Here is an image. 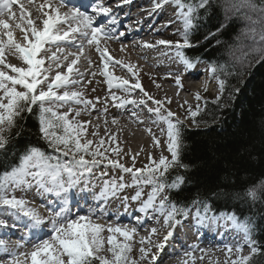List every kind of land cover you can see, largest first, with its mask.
<instances>
[{
  "label": "snow or ice",
  "instance_id": "obj_1",
  "mask_svg": "<svg viewBox=\"0 0 264 264\" xmlns=\"http://www.w3.org/2000/svg\"><path fill=\"white\" fill-rule=\"evenodd\" d=\"M26 2L29 7L35 9V15L25 9L21 0H0V150L4 151L7 160V145L13 130L18 126V121L23 119V113L31 114L33 108H36L40 139L52 151L46 152L41 148L29 146L19 154H13L9 165L0 171V229L8 228L11 220V228L23 227L30 234L28 238H22L23 242L17 241L15 249L9 247L6 236L0 235V264H140L142 261L157 264L158 260L159 264H163L160 254L175 237L178 228L190 226L185 224L190 215L197 227L220 221H223L225 226L231 224L241 237V242L225 245L228 253L225 264H252L253 257L260 255L262 250L253 239V226L250 221L242 220L235 213L217 216L212 213L211 205L199 196L192 200L190 206L178 204L170 199L172 192L182 189L185 177L177 174L170 179L168 174L173 169L187 170L189 167L181 159L185 131L183 121L165 107V103H171V98L156 100L143 89L139 79L130 84L129 80L109 73L108 60L111 57H107V48L101 47V41L118 39L124 35L123 32L115 36L112 34V26L116 24V20L112 16L111 7L105 5L104 0ZM168 4L176 10L174 14L176 22L180 25L178 32L182 41L158 40L156 43L166 45L172 50L169 58L181 66V71L173 78L176 86L182 89V75L195 70L196 66L202 63L199 57L189 56L185 49L194 47L189 37L192 30L198 27L200 12L207 11L210 0H155L154 8L159 9ZM16 5L19 6V22L15 21ZM221 7L226 20L237 19L242 22L237 40L241 41L243 38L249 42L247 45L241 44L247 51L238 58L239 62L250 64V56L258 62L264 60V0H222ZM101 17L106 19L101 20ZM224 26L222 24L221 28ZM16 30L22 33L20 39L15 35ZM78 38H82L87 45L96 46V51L100 53L103 61L100 74L105 76L110 94L114 86L129 94L133 89H140L144 96L156 105L155 108L149 107L148 112L149 122L157 127L159 136L152 132L151 127L145 128V131L152 137L154 147L160 148L163 142L164 148L158 158L149 154L148 163L142 168L135 167L136 157L140 153L131 157L130 167L120 163L123 149L118 144L111 147L116 141L115 136H110L107 142L103 137L99 138L98 142L88 139L87 125L91 122L77 120L76 117L81 115L80 111H76L75 116L70 118L74 104L83 105L84 109L91 106V110H95V104L84 99L82 92L69 90L76 84H83L84 73L78 69L74 71V65L78 63L80 56H75L70 63L64 65L55 53L51 56H47V53L53 45L57 51L62 52L60 42H71L80 55H83L85 43H75ZM143 46L153 47L150 44ZM164 54L168 55L167 52ZM10 57L20 63H12ZM46 60L48 67H45ZM64 60H67L66 56ZM115 63L122 64L121 61ZM53 64L56 69L66 67V72L56 71L55 75L51 76ZM128 71L134 77L137 75L132 71V66L128 67ZM205 71L218 85V94L211 102L221 104L227 81L221 78L220 74L225 73V67L209 62ZM91 75L95 76L97 73L93 72ZM156 87L161 86L157 84ZM204 90L207 91V88ZM236 91L239 92V89ZM195 98L198 101L202 99L199 93ZM99 99L97 97V102ZM111 99L115 107L125 104H143L147 107L145 100H124L114 94H111ZM116 101L119 103H115ZM65 107L67 111H59ZM103 111H107L106 106ZM201 111L199 104L195 110L189 105L185 119L197 125L196 117ZM133 116H136L138 123H144L135 112ZM112 123L116 124L118 121L113 119ZM98 128V125L95 126L96 130L91 133L93 137L98 136ZM105 131L107 132V128ZM106 143L109 147H104ZM164 151L169 155H164ZM100 164L129 175L130 182H125L124 175L118 179L105 180L99 193H96L95 185L90 189L89 182L84 177L90 175L92 169ZM128 187L136 189L130 198L139 205L136 211L161 226L144 229L149 235L140 237L138 259L131 256L133 247L130 242L139 234L138 226H144L145 221L141 216L136 217L137 226L130 227L119 222L105 226L94 222L97 217L96 210L90 208L87 213L82 214L77 203V211H72L74 196L91 191L99 207L101 202L119 198V193ZM145 187L150 189L146 198L143 191ZM31 191L42 197L56 198L48 208V220L36 208L30 206L25 195H16L17 192L27 194ZM227 195L251 206L264 203V179ZM128 200V197H124L121 201L125 210ZM100 213L104 215L106 210L100 209ZM45 225H50L49 232L42 235ZM161 229L166 230L162 240L154 241L152 237L159 236ZM24 243H30L31 251H18ZM245 249L246 255L243 254ZM183 255L191 257L192 247L185 250Z\"/></svg>",
  "mask_w": 264,
  "mask_h": 264
},
{
  "label": "trees",
  "instance_id": "obj_2",
  "mask_svg": "<svg viewBox=\"0 0 264 264\" xmlns=\"http://www.w3.org/2000/svg\"><path fill=\"white\" fill-rule=\"evenodd\" d=\"M221 3L222 0H210L207 11L201 10L198 27L189 37L194 47L185 51L206 65H223L226 71L220 75L227 81L226 91L221 104L211 102L216 96L200 94L202 99L193 108L198 104L202 108L196 117L197 125L180 119L185 129L181 159L189 167L173 169L168 174L170 179L177 174L185 177L182 189L172 192L170 199L190 206L199 196L216 215L235 213L250 221L253 239L262 250L253 257L252 264H264V203L251 206L227 195L264 179V60L258 62L250 56V64L239 62L238 58L247 51L241 44L249 42L237 40L242 22L226 20ZM222 24L225 26L221 28ZM37 113L38 109L33 108L31 114H22L7 145V160L0 150V171L9 165L13 154L29 146L52 151L40 139Z\"/></svg>",
  "mask_w": 264,
  "mask_h": 264
},
{
  "label": "rangeland",
  "instance_id": "obj_3",
  "mask_svg": "<svg viewBox=\"0 0 264 264\" xmlns=\"http://www.w3.org/2000/svg\"><path fill=\"white\" fill-rule=\"evenodd\" d=\"M155 0H151V4H149V7H153L152 10H157L154 8ZM164 8L167 7V5L163 6ZM162 7V8H163ZM159 11H162L161 8L158 9L157 13ZM18 18V17H17ZM154 21V20H153ZM180 28V27H179ZM178 29V28H177ZM172 29H169L168 31H164L162 34L159 35V37H164L168 41L176 42L178 41L181 36L179 32L172 33ZM180 41V40H179ZM123 43V42H122ZM101 47L107 48V57H111L110 60L112 61H129L132 63V71L137 73V75L134 77L131 72L128 71L127 66H121L117 63L113 65V68L115 69L114 72H111V75H116V77H120L123 74H130V76L133 79V83L136 79H139V82L141 83L143 89L154 99L156 100H165L166 97L171 98V103H165V107L167 109H170L174 113H176L178 118L185 117L186 111L189 107V105L194 108L195 105V99H192V94L190 90L186 89L181 94H177L176 91L178 90V87L173 82V77L179 70L181 66H179L174 60L170 59L169 56L172 53V50L169 49L166 45L160 46L157 50V58H160V61H156V64L149 65L147 62V57L142 58L137 56V53L140 49H135L131 53H126L125 58H122L119 53L124 48L118 45H113L110 40L107 41H101ZM126 48V47H125ZM167 52L168 55H165L164 53ZM123 53V52H122ZM100 55V54H99ZM156 55V54H154ZM101 61V57L99 58ZM108 61V65H109ZM161 61H165L163 64ZM131 66V65H130ZM99 67V75L100 79H94L90 80V83L80 84L77 87H75V91H79L83 93V98L87 100H91L95 104V110H91V106L88 107V109H84L83 105H73V110L71 113V117L75 116L76 111H80L81 115L79 117H76L79 121H90L91 123L87 125V138L92 139L95 142H98L99 138L103 137L105 141L107 142L109 140L110 136H115L116 141L111 144V147H116L117 144L121 149H123V158L120 160V163L124 164L125 166H131L132 160L131 157L136 155V153L140 152V155L136 157V168H142L145 164L148 163V155L151 154L154 158H158L161 154V151L164 148L163 142L161 144L160 148L154 147L152 142V137L148 134V132L145 131V128L151 127L152 132L155 133L157 136H159V130L155 129L154 125L150 124V114L148 112V109H142V111L137 116L140 117V119L144 120V123H138L136 116H130L127 111L128 107L127 105H123L122 107H115L114 102L111 99V94L117 93V91L123 95H126V92H124L121 89H116L115 86L111 89V94L109 92L108 84L105 82V76L100 74L103 70V64L98 65ZM205 65H202V69L205 70ZM111 67H108V69ZM109 71V70H108ZM172 73H168V72ZM90 72L93 73L96 71L93 69H90ZM90 73V75H91ZM171 74V76L169 75ZM161 77H165L166 79H160ZM202 76L199 78L191 79L190 81L192 83H197L199 86H195L194 90L195 93H207L211 95L212 97L216 96L218 94V85L217 82L214 81L212 83L207 82L205 80L202 82ZM89 82V81H88ZM201 83V85H200ZM159 84L161 87L157 88L156 85ZM185 81H182V85L185 86ZM203 85V87H202ZM188 86V85H187ZM207 88V91L204 89ZM211 88V89H210ZM93 89H95L93 91ZM74 91V90H73ZM97 97H99V102H97ZM185 101L187 103H185ZM115 103H119V101H116ZM168 104V105H167ZM181 105H183L181 107ZM105 106L107 107V111L104 112ZM155 108L156 105L152 103V101H149L148 108ZM60 112L67 111V108H61L59 109ZM163 111V110H162ZM105 114H102V113ZM115 112H122V115L115 117ZM93 117H96L93 119ZM106 117V118H105ZM97 118L101 120H96ZM105 118V119H104ZM154 118V117H153ZM116 119L118 123L113 124L112 120ZM104 120V121H103ZM105 120H107V124H105ZM187 123H189V120H186ZM99 126L98 128V136L93 137L91 133L96 130L95 126ZM163 127V125H161ZM107 128V132L105 129ZM163 141V138H162ZM104 147H109V144L106 143ZM143 149V151H141ZM103 150V149H101ZM164 155H169L166 151H164ZM115 159L116 157H112ZM121 175L125 176V182H130V176L123 174L118 169L113 168L111 166H106L105 164H100L92 169V172L90 175H86L84 179L88 181L89 188H92L93 185L98 186L100 189V186L105 180H113L118 179ZM83 187V185H81ZM149 188L145 187L143 189L145 198L147 197V194L149 192ZM100 191V190H99ZM136 189L132 187L125 188L122 192L119 193V198L114 199V206L111 208L112 212L113 209L116 208L117 210H120V207H122L123 204H121V200L124 197H128L129 199L134 195ZM99 193V192H98ZM36 195L35 191L28 192L27 194L17 192L16 195L19 197L21 195ZM48 197V196H44ZM131 200V199H130ZM138 205V203H135ZM106 205V204H105ZM109 207V206H108ZM110 208V207H109ZM106 236L107 233H104ZM162 239V236L159 240ZM136 241V240H135ZM134 241V242H135ZM132 243V241L130 242ZM133 251L131 253V256L133 258L139 257V247L140 245H132ZM226 255H216L215 257H212L211 260H205L202 264H225ZM225 256V257H224ZM221 258H224L223 260ZM207 259V258H206ZM169 260V259H168ZM208 262V263H207ZM140 264H147L146 261L140 262ZM159 264V262H157ZM166 264V263H163ZM197 264V263H196Z\"/></svg>",
  "mask_w": 264,
  "mask_h": 264
},
{
  "label": "bare ground",
  "instance_id": "obj_4",
  "mask_svg": "<svg viewBox=\"0 0 264 264\" xmlns=\"http://www.w3.org/2000/svg\"><path fill=\"white\" fill-rule=\"evenodd\" d=\"M140 0H134V1H132V3H131V5H129V6H127V8H129L130 6H133V5H135V4H137L138 2H139ZM21 3H24L25 4V9L26 10H28V11H32L33 12V15H35V9L34 8H32V7H29L28 5H27V2H26V0H21ZM14 8H17V10L19 11V6L18 5H16V6H14ZM16 10V11H17ZM120 12H122L123 13V10L120 8ZM17 14H19V13H17L16 12V15ZM155 16H154V13L152 14V16L151 17H148V18H146V19H144V20H141V21H139L138 23H139V27H140V29L139 30H135L133 33H131V34H124L123 35V40L122 39H116V40H114L115 42L113 43V45H118V47H123V43L121 42V41H127L128 40V38H130V37H134V38H137V37H140V36H143V37H145V36H147V35H149V33L152 31V27H153V25H154V22H153V18H154ZM15 21L16 22H19V17L18 18H16L15 17ZM125 22H129V20L128 19H125ZM119 27L122 29V26L121 25H119ZM168 27H165V29H167ZM160 33H162V32H156L155 33V35H158V34H160ZM19 34H20V32H19V30H16V33H15V35H16V37L18 38L19 37ZM151 36H153V35H151ZM20 39V38H19ZM22 41V40H21ZM88 48V45L86 46V49ZM135 49H137L136 47H133V46H131V47H126V48H123V50H121V52L119 53V55L122 57V58H125V55L124 54H126V53H131V52H133ZM93 50H95L94 48H93ZM87 51V56H91L90 54H91V52H93L92 50H86ZM123 52V53H122ZM77 55H79L80 56V58H79V61H78V63L77 64H81V59L85 56V53H84V55L82 56V55H80V54H76V53H72V54H68V56H66V55H63V59H60V61L61 62H63L64 63V65H67L68 63H70L71 62V60L72 59H74L75 58V56H77ZM67 57V60H64V57ZM98 56H100V55H98ZM138 56V55H137ZM152 56L153 55H149L148 56V59L149 60H151L152 59ZM10 59V61L12 62V63H14V64H19L20 63V61H18V60H16V59H14V58H9ZM115 62V61H114ZM114 62H112V63H114ZM122 62V64H119V65H121L122 67L123 66H125V68L127 67V66H132V63L131 62H129V61H126V60H123V61H121ZM83 64V66H85V62H83L82 63ZM87 65H89V63L87 64ZM97 65V62H94L93 63V61L91 60V66H87L88 67V70L90 71V69H91V67L93 66V67H95ZM150 65V64H149ZM59 71H64V68H60V69H58ZM75 71V70H74ZM96 117H93V119H95ZM96 120H101V119H99V118H97ZM104 121V120H103ZM121 218V217H120ZM155 227H157V226H155ZM161 231H163V229H161ZM149 233H147L146 235H148ZM160 235H161V233H160ZM160 235L159 236H153L152 237V239L155 241V240H159L160 239ZM209 248V247H208ZM171 249H175V248H171ZM211 250H213V249H215V248H210ZM153 252H155V249H153ZM222 260L224 259V258H221ZM164 261V260H163ZM208 263V262H207ZM168 264H172V262H170V263H168Z\"/></svg>",
  "mask_w": 264,
  "mask_h": 264
}]
</instances>
